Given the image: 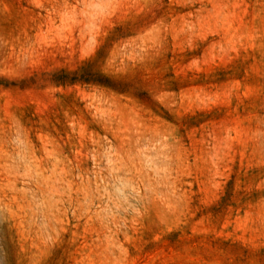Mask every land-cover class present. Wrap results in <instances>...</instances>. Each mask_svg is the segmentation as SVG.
Instances as JSON below:
<instances>
[{
    "label": "rangeland",
    "instance_id": "1",
    "mask_svg": "<svg viewBox=\"0 0 264 264\" xmlns=\"http://www.w3.org/2000/svg\"><path fill=\"white\" fill-rule=\"evenodd\" d=\"M0 264H264V0H0Z\"/></svg>",
    "mask_w": 264,
    "mask_h": 264
}]
</instances>
